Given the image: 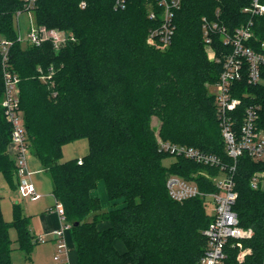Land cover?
I'll list each match as a JSON object with an SVG mask.
<instances>
[{
	"label": "trees",
	"instance_id": "16d2710c",
	"mask_svg": "<svg viewBox=\"0 0 264 264\" xmlns=\"http://www.w3.org/2000/svg\"><path fill=\"white\" fill-rule=\"evenodd\" d=\"M82 1L87 3L84 9ZM250 2L183 0L172 44L161 52L146 42L156 23L148 17L145 0H130L125 10H115L113 0H38L36 25L64 30L75 38L59 49L50 41L42 46L18 42L15 17L23 4L0 0V40L13 42L10 63L21 79L30 146L51 179L56 203L64 206L77 264H200L208 246L203 232L212 220L206 201L175 202L166 182L178 175L213 192L212 181L193 174L217 170L160 152L157 133L161 140L229 161L215 96L208 93V86L219 79L221 65L207 56L202 20L215 19L220 9L223 22L234 29L247 21L242 9ZM256 22L263 25L264 18ZM215 45L221 47L218 38ZM50 67L54 74L49 81ZM247 90L264 117V86ZM3 94L0 54V177L16 190L12 126L2 108ZM154 117L161 123L158 130ZM83 139L89 143L88 154L62 162L63 147ZM168 157L175 160L166 166L163 160ZM256 172H264V163L240 158L235 209L241 225L254 231L252 239L243 241L251 252L240 260L233 241L223 264H264V190L251 186ZM100 181L106 184L109 201L124 199L123 207L104 209L100 199L91 196ZM3 198L0 191V264H14L11 229L17 233L18 250L29 261L37 243L30 220L15 203L13 220L6 221ZM103 222L109 227L100 230ZM117 240L125 243L124 254L117 250Z\"/></svg>",
	"mask_w": 264,
	"mask_h": 264
},
{
	"label": "built area",
	"instance_id": "2783aa9c",
	"mask_svg": "<svg viewBox=\"0 0 264 264\" xmlns=\"http://www.w3.org/2000/svg\"><path fill=\"white\" fill-rule=\"evenodd\" d=\"M23 8L16 13V32L18 42H28L35 46H42L50 41L56 49L75 41L73 35L64 30L43 26L35 23V10L38 0H20ZM114 9H127L130 0H113ZM148 17L156 23L149 29L150 41L167 47L172 44L176 33V14L181 10L183 0H145ZM81 8H86V1H82ZM248 17L247 21L230 29L222 20L220 9L216 11L215 19L204 17L202 20L203 40L209 49L213 62L221 65L218 81L214 84L216 115L219 122L225 152L229 161L220 156L202 151L198 148L160 140L159 151L181 157L203 167L217 170L212 179L216 190L205 192L200 187L178 175H170L166 188L171 200L183 203L190 199L201 198L214 203L212 220L204 230L208 239L200 264H223L227 258L226 248L236 241L240 249L238 258L244 260L251 249L243 246V241L254 236L251 228L241 225L239 215L235 209L239 193L236 190V177L239 160L248 156L254 162L264 163V117L261 108L255 104L249 87L264 86V24L256 22L257 18H264L263 0H251L242 9ZM27 14L30 20V31L27 39L23 38L20 28V16ZM216 38L221 47L215 45ZM13 42L3 38L0 40V54L2 60L4 94L2 108L7 120L12 126V145L18 171V191L23 198L35 201L40 198L32 182L33 173L29 169L27 153L30 147L24 115L21 109L19 85L21 79L12 69L10 63ZM54 74L53 67L48 70L47 80ZM57 93L54 94L56 96ZM207 178L210 175L205 174ZM254 189L264 190V172H256L251 180ZM56 211L65 225L53 233L58 241V253L55 259L59 261L67 253V246L63 239L65 230L71 228L67 223L65 209L61 203H56ZM37 243L46 242V238L39 237Z\"/></svg>",
	"mask_w": 264,
	"mask_h": 264
},
{
	"label": "crops",
	"instance_id": "0c3cea01",
	"mask_svg": "<svg viewBox=\"0 0 264 264\" xmlns=\"http://www.w3.org/2000/svg\"><path fill=\"white\" fill-rule=\"evenodd\" d=\"M32 182L37 193L40 195V198L33 201L30 198L21 197V206L23 207L25 215L30 220V231L34 239L36 240L39 237H44L46 238V242L35 244L29 261L27 260L26 255L18 250V245L14 249L12 256L15 252L19 254L22 264H28L29 262L30 264H77L76 246L73 239L72 228L65 230L63 236L67 246V253L64 254L59 261L55 259V256L58 253V241L53 236V233L60 230L65 223L62 222L59 214L55 210V206H52L53 204L51 205L50 202L45 201L44 197L46 196V193L40 186L37 178L32 176ZM90 194L92 197L100 199L104 209L111 210L125 205L124 199H119L114 202L109 201L108 191L104 181H100L97 188L92 190ZM50 195L52 196V200L56 202V198L53 195V185ZM9 197L10 196H8V198ZM9 199V204L12 206L15 202L19 203V201L13 200L14 198L12 197ZM108 227L109 223L107 222L99 224L100 230H105ZM115 246L120 254H124L127 250L126 245L122 240H117Z\"/></svg>",
	"mask_w": 264,
	"mask_h": 264
},
{
	"label": "rangeland",
	"instance_id": "374dc122",
	"mask_svg": "<svg viewBox=\"0 0 264 264\" xmlns=\"http://www.w3.org/2000/svg\"><path fill=\"white\" fill-rule=\"evenodd\" d=\"M20 28H21L23 38L26 40L28 37L29 31H30V20H29V16L27 14H22L20 16ZM146 42H147L148 46H150L151 48H154L158 51H161V52H166L170 48V45L167 47H163V46H160V45L150 41L148 36H147ZM204 46H205L207 56H208L209 60H211L209 49L206 47V45H204ZM208 93L210 95L214 96V85L213 84L208 86ZM152 124H153V127H155L157 130L159 129V127L161 125L160 121L156 117L153 118ZM157 138L159 140L162 139L159 136V133H157ZM88 152H89L88 141L85 139L79 140L75 143L67 144L63 147V159L61 161L64 162V161L74 159V158H82V157L86 156L88 154ZM27 157H28V165H29L30 171H32L34 178H37L40 186L43 188V190L46 193V196L44 197L45 201L50 202L51 205L53 204L52 206H56V202H54L52 200V196L50 195L51 188H52L51 179H50L48 173L42 169L41 163L38 160V158L34 155L31 146L29 147ZM174 160H175L174 158L168 157V158L163 160V164L168 166L172 162H174ZM205 174L210 175L211 178H207ZM216 175L217 174L216 173L214 174V171L201 170L200 169L197 173L193 174V177L204 176L209 181H212V179ZM190 181L196 183L195 180L194 181L190 180ZM17 182H18V179H16V183ZM0 191H1L2 196L4 197L3 201H2L3 217L6 221H11V220H13V213H12L13 212V206L11 204H9V201H10L9 198L10 197L14 198L13 200L19 201V203L21 205L22 204V201H21L22 195L20 194L18 189L13 190V189L9 188L6 184V181L4 180V178L2 176L0 177ZM8 196H10V197L8 198ZM16 198H19V199H16ZM22 209H23V207H22ZM55 210H56V208H55ZM213 210H214V203L209 202L207 204L208 214L212 215ZM10 235H11V239L13 241L12 247L15 249L17 247L16 231L14 229H11ZM248 249H250V248H248ZM12 259H13L14 264H22L21 257L16 252L13 254Z\"/></svg>",
	"mask_w": 264,
	"mask_h": 264
}]
</instances>
